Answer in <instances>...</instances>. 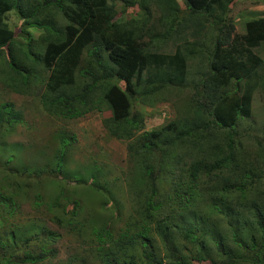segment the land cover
<instances>
[{"label": "rangeland", "instance_id": "374dc122", "mask_svg": "<svg viewBox=\"0 0 264 264\" xmlns=\"http://www.w3.org/2000/svg\"><path fill=\"white\" fill-rule=\"evenodd\" d=\"M177 3L184 22L167 36L163 25L167 19L162 18L159 6L149 4L145 9L133 5L121 14L122 3L115 2L116 17L133 19L136 27L153 35L142 36L140 42L147 49L167 55L189 48L197 51L185 59L181 87L167 86L158 98L131 103L130 110L139 111L142 116L139 131L157 129L170 121H189V86L205 72L207 52L218 34L208 23L196 24L185 14L181 0ZM222 7L223 11L215 8L214 18L220 24L221 20L229 24L231 35L243 34L245 22L264 16V0H224ZM4 21L17 37L20 18L10 10L5 12ZM29 31L35 38L40 32L32 27ZM35 44L37 50L42 48V43ZM250 50L253 57L249 73L237 82L239 93L249 94L248 114L237 116L233 128V137L243 149L237 153L242 159L237 166L230 167L232 171L222 168L217 173L229 176L234 184H244V194L237 193L229 201H223L228 193L207 196L203 190L212 181L202 176L194 182L178 183L194 152L189 144H173L167 156L160 157L154 181L158 205L147 219L138 216V211L148 187L146 172L155 170L156 156L129 155L126 141L108 134L102 120L110 118V112L98 99L96 87L92 88L93 105L82 114L67 116L57 105L46 111L53 95L44 91V81H28V94L19 77L11 74L1 59L0 106L7 103L11 111L8 119L0 120V258L12 253L10 264H33L23 261L30 254L39 258L34 264H106L103 250L111 243L114 248L120 246L117 259L111 264H154L159 258L164 261L166 256L194 255V251L181 249L191 248L192 244L181 238L183 228L190 226L202 232L203 251L208 253H213L215 245L235 256L254 250L263 242L254 226L255 209L239 208L237 204L239 197L250 199L254 192L258 194L264 188V40ZM86 52L84 47L79 67L88 66ZM84 83L88 81L84 79ZM117 85L122 87L121 82ZM58 93L66 96L72 91L67 88ZM203 99L202 104L207 106V99ZM73 106L75 111L87 107L76 103ZM210 132L206 140H211L202 141V149L198 143L194 147L196 157L205 163L206 152L220 143L224 131L214 128ZM59 153L62 168L57 176L61 180L54 178L49 169H54L53 162ZM22 170L25 172L20 173ZM92 175L95 185H102L99 193L88 186ZM62 181L65 195L61 191ZM23 182L27 185L22 186ZM212 185L215 187V183ZM256 197L264 201V194ZM71 204L75 205L73 213ZM25 237L29 238L27 242L23 241ZM144 250L149 252L150 259L145 258Z\"/></svg>", "mask_w": 264, "mask_h": 264}, {"label": "trees", "instance_id": "16d2710c", "mask_svg": "<svg viewBox=\"0 0 264 264\" xmlns=\"http://www.w3.org/2000/svg\"><path fill=\"white\" fill-rule=\"evenodd\" d=\"M116 1L122 3L119 9L121 14L122 10L133 5L145 9L149 4L159 6L162 18L167 19V22H163L167 36L184 22V18L179 15L177 0H0V61L2 59L11 74L19 77V82L28 94V81L33 84L44 81V91L53 95L46 111L53 110L57 105L67 116L82 114L93 105L91 94L93 85L96 87L98 99L110 112V118L102 120L108 134L115 139L125 140L129 155H142V158L156 156L155 170L146 172L148 187L143 192L144 200L139 204L138 216L147 219L158 205L155 202L154 181L159 171L160 157H166L173 144H189L194 152L183 168L178 183L182 184L184 180L194 182L198 176H202L215 183V187L210 184L204 188L203 193L207 196L228 193L223 201H229L228 198L237 193L243 195L246 188L244 184H234L229 176H217V173L222 168L237 166L239 159H242L237 153L243 149L233 137V128L237 116L248 114L249 94L247 91L239 93L237 82L249 73V63L253 57L250 49L264 40V16L245 22L243 34L231 35V26L223 20L220 24L214 18L217 17L215 8L221 11L225 9L222 7L224 0H181L188 17L198 25L208 23L218 34L214 36L212 48L207 52L205 72L189 86L191 95L186 105V109L191 110L187 116L189 121H170L157 129L139 131L142 116L139 111L130 110L131 103L135 100L148 102L153 96L158 98L167 86L181 87L185 80V59L196 55L197 51L189 48L175 50L172 55H167L142 46V36L146 34L152 38L153 35L136 27L133 19L127 21L116 17ZM10 10L20 18L17 37L4 21L5 12ZM31 27L40 30L36 38L29 31ZM35 41L42 43L43 49L37 50ZM84 47L89 62L87 67H79L77 64ZM84 79L88 83H84ZM117 82H121L122 87ZM67 88L72 94L63 96L58 93V90ZM219 89L224 91L219 92ZM203 98L207 99V106L202 104V100L205 101ZM75 103L87 107L75 111ZM10 111L9 104H2L0 120L8 119ZM214 128L224 132L219 144L207 152L205 150L208 154L205 163L196 157L198 152L195 153L194 147L198 143L202 149V141L211 140H206V137L211 135L210 130ZM60 143H64L63 139ZM61 157L62 153L56 156L54 169L49 166L53 177L61 171ZM229 170L232 171V168ZM90 177L88 186L99 193L102 185H95V177ZM64 182L61 191L65 195ZM26 185L22 183V186ZM263 189L258 190V194H264ZM258 194L254 192L250 199L241 196L237 204L239 208L255 209L252 214L254 226L256 231H260L263 242L254 250H245L241 256H235L215 245L213 253H208L203 251L202 232L190 226L183 228L181 238L185 243L192 244L191 248L184 246L181 249L194 251V255H179L176 258L166 256L164 261L159 258L154 264H264V201L257 199ZM74 206L71 204V213ZM28 239L25 237L23 241L27 242ZM119 247L114 248L110 243L103 250L106 264L116 261ZM144 254L146 259H150L149 252L144 250ZM12 255L9 253L0 258V264L12 263ZM26 260L34 264L39 258L28 254L24 256L23 261Z\"/></svg>", "mask_w": 264, "mask_h": 264}]
</instances>
